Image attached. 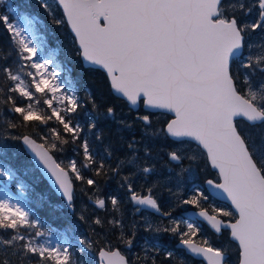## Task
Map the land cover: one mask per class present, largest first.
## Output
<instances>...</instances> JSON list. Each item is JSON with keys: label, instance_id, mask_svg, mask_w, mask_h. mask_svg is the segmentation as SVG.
Here are the masks:
<instances>
[{"label": "snow or ice", "instance_id": "snow-or-ice-1", "mask_svg": "<svg viewBox=\"0 0 264 264\" xmlns=\"http://www.w3.org/2000/svg\"><path fill=\"white\" fill-rule=\"evenodd\" d=\"M58 3L78 41L80 55L89 65L99 66L106 72L116 93L131 106L143 103L149 109L174 114L163 127L154 130L149 115L137 117L144 126L145 136L174 138L179 147L169 151L167 156L178 167L185 159H196L187 156L183 147L190 141L196 142L205 151L211 166L218 169L222 180L215 184L208 180L207 184L226 194L237 215L233 222L221 218L232 217L231 211L213 208L210 214L201 206L207 197L195 186L194 195L182 203L199 208L193 215L207 221L216 233L230 230V237L238 242L239 264H264V133L254 136L238 124V119H243L252 127L264 126V0H255L254 4L247 0H58ZM42 7L49 9L47 0H43ZM253 8L258 19L248 23L242 17ZM10 15L15 23L9 22ZM0 22L11 33L20 59L31 61L24 67L35 69V73H26L32 78L30 83L10 68L3 69L15 82L11 91L32 101L30 87H34L35 92L45 97L43 102L51 109V114L36 107L40 103L38 99L26 107H17L13 101L12 111L19 113L25 122L47 124L55 118L65 132L72 134L73 140L80 139L83 131L80 125H73L62 115L77 111L78 97L75 93L61 91L64 81L57 79L55 70L49 71L50 58L41 62L33 60L38 46L43 47L42 37L37 35L38 18L8 5L6 14H0ZM250 34H256L257 39L253 40ZM19 70L23 71V67ZM53 101L60 107H53ZM104 115L114 119L115 110L108 107ZM7 126L15 128L17 125L9 123ZM96 127V123L91 124V128ZM126 127L131 128V125ZM52 132L55 141L68 143L56 129ZM22 139L71 204L73 184L69 172L76 180L84 179L76 161H71L67 169L61 167L50 155L58 148L56 142L45 146L29 136ZM80 146L85 157L81 167L96 164L88 140L84 139ZM6 148L0 144V156H7ZM128 148L130 154L119 161L113 171L138 169L145 175L154 171L152 167L141 166L134 143ZM144 151L151 156L146 145ZM98 167L97 175L104 169L103 163ZM181 172H188L190 178L194 176L190 168H182ZM5 176L14 179L15 173L0 161V177ZM125 180L131 201L161 216L171 217V212L162 211L152 188L142 195L134 190L131 177ZM176 182L179 186V176ZM86 183L93 185L95 181L87 179ZM95 203L100 208L105 207L103 199ZM111 204L116 208L118 201L113 198ZM95 223L101 221L97 219ZM183 223L186 230H182L181 222L175 219L170 227L152 230L179 236L180 245L193 256L203 257L207 264H228L227 249L213 247L206 238L195 241L194 237L200 232L198 224ZM37 224L19 203L0 200V230L15 233L0 236V264H13V257L26 264L30 254L39 258L38 264H74L68 247H50L47 241L37 243L33 239L17 245L26 240L21 230L35 228ZM35 235L46 234L37 231ZM125 243L131 247V240ZM166 255L171 258L172 252ZM100 257L103 264H129L118 249L101 251Z\"/></svg>", "mask_w": 264, "mask_h": 264}, {"label": "trees", "instance_id": "trees-1", "mask_svg": "<svg viewBox=\"0 0 264 264\" xmlns=\"http://www.w3.org/2000/svg\"><path fill=\"white\" fill-rule=\"evenodd\" d=\"M5 1L7 6L18 7L21 12L33 14L38 18L37 31L38 36L42 37L43 48L46 52L49 49L56 51L53 58L62 65L63 69L60 71V79L65 82L71 93H75L80 102L76 112L62 113L66 121L71 120L73 125L79 124L82 128L83 131L78 140H73L72 134L65 132L55 118L47 124H41L39 121L25 122L19 113L13 112V101L17 107H26L28 103L35 104L38 99L40 103L36 104V107L42 109L45 114H51L50 108L43 102L45 98L43 94L34 92V99L29 101L11 91L15 83L7 77L3 69L10 68L14 73L19 72L22 77L27 78L19 70L25 61L20 59L18 49L11 39V33L0 22V137H2L0 144L7 146V156H0V161L15 173L14 179L5 178L4 180L8 182L12 191L24 193L26 209L31 219L38 221L37 226H41L46 232L60 231L68 238V250L74 264H98V251L103 247L123 250L129 264H153V261L155 264H204L175 246L179 236L152 230L156 227L164 228V223L169 222L168 218L145 213L150 217L147 221L143 217V212L135 213L127 196L129 191L125 177H131L134 181V190L138 193L146 194L148 189L152 188L155 197L158 193L171 196L169 205H165L163 199L159 198L164 212L180 215L184 209L196 208L186 204L184 208L181 199H177L181 194L175 193V189L166 183V178L173 169L169 170V167L165 166L169 160L168 156L158 159V150L161 149V143L173 140L169 137H146L143 131L144 126L137 119L136 112L150 115L152 124L157 123L159 127H163L171 116L163 112L146 111L142 103L137 111H133L124 99L113 94L109 79L103 70L83 65L77 41L56 0L47 1L50 5L49 9L42 7L43 0ZM0 14H6V8L1 5ZM9 18L14 20L11 15ZM27 83H29L28 78ZM108 107L115 110L114 119L105 117ZM152 114L155 116L153 117ZM9 123L17 126L8 127ZM92 123H96L95 129L91 128ZM126 125H131V128ZM52 129H56L68 143L60 144L59 141H55ZM24 134L34 136L45 146L51 143L50 137L53 138V142L58 145L57 150L52 151L57 159L61 155L76 161L84 179L76 180L74 174L70 172L74 184L73 210L67 206L61 196L54 192L33 164L21 145L20 138ZM84 139L88 140L90 151L97 162L91 167H81L85 163L83 149L80 146ZM130 143H134L139 150L137 155L142 161L141 166L152 167L154 169L152 173L145 175L138 169L132 171L128 168H122L118 173L113 171L119 161L130 154L131 150L128 148ZM145 145L151 154L150 157L145 154ZM100 163H103L104 169L97 175ZM87 179H93L95 183L88 185ZM203 189H206L205 186ZM182 195L184 199L192 196L190 191ZM100 198L105 201L104 208L98 207L95 203V199ZM113 198L118 201L116 208L111 204ZM205 205L202 201L201 206L205 208ZM228 209H230L229 206ZM97 219L101 221L100 224L95 223ZM113 221L116 223L114 224ZM72 230L78 234L79 239L71 235ZM21 231L26 235L34 233L30 228ZM209 232L211 233L210 230ZM9 234L15 233L12 230H0V236L7 237ZM126 240H131V247L125 243ZM24 243L25 241H19L17 245ZM169 250L172 252L171 258L166 255ZM227 252L231 259L233 254L230 251ZM38 259L30 254L26 258V264H38ZM13 264H21V262L13 257Z\"/></svg>", "mask_w": 264, "mask_h": 264}, {"label": "rangeland", "instance_id": "rangeland-1", "mask_svg": "<svg viewBox=\"0 0 264 264\" xmlns=\"http://www.w3.org/2000/svg\"><path fill=\"white\" fill-rule=\"evenodd\" d=\"M247 2L249 4L255 3L254 0H247ZM0 5L5 7V8L7 7V3L5 0L3 3H0ZM242 18L244 20H246L248 23H251L255 19H258L256 9L253 8V11L250 14H248ZM9 22L15 23V20L9 18ZM37 35H39L38 31H37ZM250 35L252 36L253 40L257 39L256 34H250ZM34 43H36V41H34ZM42 49H44V48L38 46L37 56L34 57L33 60L35 62H41L46 57L50 58L51 63L48 65V69H49V71L55 70L57 72V79L61 80L58 73H59V71H61L62 65L60 63H57L53 58L56 51L49 49L47 52H43V51H45V49L44 50H42ZM29 63H31V61L25 62L24 65L29 64ZM24 65H23V71L22 72L25 75L27 72L35 73V69H32L30 67L25 68ZM18 74H20V73L18 72ZM22 78L25 80L26 83H27V78H28L29 83L32 79L31 77H28V76H27V78L24 76ZM30 91H32L34 94V92H35L34 87H32V90H30ZM61 91L68 93V94H72L70 92V90L67 87H65V83H63ZM57 95H59V93ZM50 97H51V94H48V98H50ZM53 107H60V105H58L56 101H53ZM50 111H51V109H50ZM136 114H138L137 117L143 115V114H140L137 112H136ZM154 116L155 115H153V117ZM150 119H151V116H150ZM238 124H239V127L244 129L246 132L252 133L254 136L258 137L259 134L264 133V126L258 125L256 127H252L244 120H238ZM158 128H160L159 124H157V123L152 124L153 130L158 129ZM170 139L173 141L161 143V149L158 150V154H159L158 159H161L164 157L166 158L167 153L169 151L175 150L177 147H179L178 142H176L172 138H170ZM50 140H51V142H53V138L50 137ZM183 147L186 151L187 156H195L196 157V159L194 161H190L188 159H185L184 161H182V163L179 167L177 166L176 163H173L170 160H168L165 164V166L167 168L169 167V169H173L172 173L169 176H167L166 183L168 185H170L173 189H175V193L181 194L179 197H177V199H181L180 201L182 202L184 200V195H182V194H187L190 191L191 195H194L193 190H192L193 186L198 187L200 189V191H202L204 193V195L207 197L206 200H203L204 204H206L205 208H207L210 212H211V209H213V208H219V209H223L225 211H231L233 213V216L229 217V218H231L229 220H234L236 217V214L233 212L231 207L229 206L231 209L230 210V209H228L227 205H225V204L223 205L221 203H218V201L215 199L211 200L212 197H208L206 195V194H208L207 193L208 191L206 189H203V187L205 186L204 184H205L206 179L218 180V178H219L218 173L210 168V165H209L205 151L201 147H199L195 142H191V141L189 143L185 144ZM73 160H74L73 158L66 159L65 157H63L61 155L58 156L59 163L61 165H64V167H66V168L69 165V163ZM77 167H78V165H77ZM182 168L183 169H189L190 168L194 172V176H192L190 178L188 172H181ZM178 176L180 177L179 186L177 185V182H176ZM1 178L2 179L6 178L7 180L9 179L7 176L1 177ZM157 197L162 198L165 205H169L171 203V200H170L171 196L168 194L158 193ZM4 199H9L12 203H19L21 205V207H23L25 210H27L25 207L26 197H25L24 193L22 191H20V192L12 191L8 185V182H4L0 186V200H4ZM95 200H97V199H95ZM183 207L186 208V205L184 206V204H183ZM143 217L147 221L150 219L149 215H147L145 213L143 214ZM168 219H169V222L166 221V223H164L165 227H170L171 221L173 219H175L178 222H181L182 230H186L184 228V223H183L184 221L197 223L199 228H200V232L198 233V235L196 237H194V239L196 241L199 242L202 238H206L213 247L227 249V251H230L233 254V257L230 259L231 262H229L228 264H238L239 263V248H238V245L229 238V232H223L220 235H216L215 233H213L210 230L211 231V233H210L209 228L206 225H205V227H203V225H201L202 222H199V221L196 222L193 219H186L181 214L180 215H177V214L174 215L173 214V215H171V217H168ZM30 230L33 231L34 233L32 235H26L25 242L27 241V239H33L37 243H45L47 241L48 246H50V247H54L56 245H61L62 247H68V244H69L68 238L65 235H62L63 233H61L59 231H57V232H46L45 230H43V228L41 226H37L35 228H30ZM35 231L36 232L37 231L44 232L46 235L45 236H36ZM227 231H229V230H227ZM74 232L75 231H73L71 235L76 236L79 239L78 234L74 233Z\"/></svg>", "mask_w": 264, "mask_h": 264}, {"label": "water", "instance_id": "water-1", "mask_svg": "<svg viewBox=\"0 0 264 264\" xmlns=\"http://www.w3.org/2000/svg\"><path fill=\"white\" fill-rule=\"evenodd\" d=\"M56 2H57V4L59 5L58 0H56ZM59 7H60V8L62 9V11H63V8H62L60 5H59ZM63 13H64V12H63ZM64 17H65V20H66V22H67V19H66L65 14H64ZM67 24H68V22H67ZM68 26H69V28H70V30H71V26H70L69 24H68ZM71 32H72V30H71ZM72 34H73L74 37H75V34H74L73 32H72ZM76 41H77V40H76ZM77 45H78V47H79L78 41H77ZM79 50H80V49H79ZM81 59H82V62H83V64H84V66H86V67H96V68H99V66L89 65V64L83 59L82 56H81ZM100 69H101V68H100ZM102 70H103V69H102ZM103 71H104V70H103ZM105 73H106V72H105ZM109 81H110V80H109ZM111 89H112V88H111ZM112 91H113V93H114L115 95H117V96L123 98L120 94L116 93L113 89H112ZM123 99H125V98H123ZM125 100H126V99H125ZM128 104H129V103H128ZM129 106H130L132 109H134V110H136V109L139 107V105H137V106H131L130 104H129ZM143 106H144L145 109H148V110H150V111H157V112H158V111H162V112H166V111H164V110H160V109H149V108H147L145 105H143ZM166 113H169V112H166ZM169 114L172 116V118H174V114H172V113H169ZM172 118H171V119H172ZM23 136H29V137H31L32 139L36 140L37 143H42V142L39 141V140H37L34 136H32V135H30V134H24V135H22L21 138H20L21 145L23 146L24 150L26 151V153H27V154L29 155V157L31 158V160H32L33 164L35 165V167L40 171V173L42 174V176L46 179V181L49 183V185L51 186V188L56 192V194L59 195V196H61V197L65 200L66 204H67L71 209H73L72 205L69 204V202L67 201V198L64 197L63 194H62V192L59 190L58 185H56V184L54 183V181H53V179H52V177H51V174L48 173L47 170L44 169L43 166L40 165V164L38 163V161H37V160L35 159V157H34V154H33V153L31 152V150L28 149V147L23 143V139H22ZM170 138H171V137H170ZM172 139H174V138H172ZM50 155H52L53 159H55L56 162L59 163V161L57 160V158L55 157V155L53 154V152H51ZM208 162H209V164H210L211 169L217 171V173H218V169L213 168V167L211 166V163H210L209 160H208ZM175 163H176V162H175ZM59 164H60V163H59ZM60 165H61V164H60ZM61 167H63V166L61 165ZM64 168H65V167H64ZM66 169H67V168H66ZM218 174H219V173H218ZM69 175H70V172H69ZM70 177H71V175H70ZM208 180H212V181L214 182V184H215V183H221V182H222L221 178H220V181H219V182H218V181H215V180H213V179H207V180L205 181V185H206V187H207L209 193L211 194V196H213V197H215V198H217V199H219V200H221V201H224V202L229 203L230 206H231V208H232V210L235 212V209H234V207L232 206L231 201H230L229 199L226 198V194L222 193V190H220V189H216V188H214L213 186L208 185V184H207V181H208ZM0 181H1V179H0ZM72 184H73V181H72ZM73 193H74V184H73ZM72 201H73V200H72ZM72 201H71V202H72ZM132 205H133L134 207H137V209L139 208V211L136 210L137 213H140L141 210L145 209V210H147V211H151V212H153V213H155V214H157V215H160L159 213H156L154 210L146 209V208H144L143 206H138V205H136L133 201H132ZM199 210H200V209H187V210L182 211L181 215H182L183 217L187 218V219H189L190 217H191V219H195V218H197V219H199V220L205 222V224H207L208 227L211 228V226L207 223V221L203 220V218H200V217H198V216H194V215H193L194 213H198ZM235 213H236V212H235ZM210 214H212V213H210ZM162 217H168V216H162ZM221 218H222V217H221ZM222 219H223V218H222ZM225 221H229V220H225ZM233 222H234V221H233ZM211 230H213V231L215 232L214 229L211 228ZM229 231H230V230H229ZM215 233H216V232H215ZM230 238H231V237H230ZM231 240L234 241L232 238H231ZM234 242L238 245V242H236V241H234ZM176 246L179 247V248L184 249V250L186 251L187 254L191 255V256L194 257L195 259H199L200 261H202V262H204L205 264H207V261H206L203 257L193 256V254H191L190 252H188L186 248H184L182 245H180L179 241L176 243ZM117 249L120 250L119 248H114V249H108V248H105V247L101 248V249L98 251V260H99V264H103V262H102V260H101V257H100V252H101V251L117 250ZM120 251H121V250H120ZM121 253H122V251H121ZM122 254L125 255L124 253H122ZM125 257H126V255H125ZM126 258H127V257H126ZM238 264H239V263H238Z\"/></svg>", "mask_w": 264, "mask_h": 264}, {"label": "flooded vegetation", "instance_id": "flooded-vegetation-1", "mask_svg": "<svg viewBox=\"0 0 264 264\" xmlns=\"http://www.w3.org/2000/svg\"><path fill=\"white\" fill-rule=\"evenodd\" d=\"M254 1H255V0H254ZM207 193H208V194H206V193H205V194H206L208 197H212V196L209 194V192H207ZM140 194H141V193H140ZM142 195H143V194H142ZM127 196H128V198H129V201H130L131 204H132V201L130 200V193L127 194ZM156 198H157V197H156ZM157 199H158V202L161 203V200L159 199V197H158ZM213 199L217 200L218 203H221V204H223V205H224V204L226 205V203L221 202L220 200H218V199L212 197L211 200H213ZM132 207L134 208L135 213H137V212H136L137 207H134L133 205H132ZM142 212H143V213L155 214V213H153V212H151V211H147V210H145V209H143V210L140 211V213H142ZM137 214H139V213H137ZM155 215H157V214H155ZM159 216H161V215H159ZM161 217H162V216H161ZM201 225H205V224L202 223ZM210 229H211V228H210ZM211 231H213V230H211ZM213 232H214V231H213ZM223 232H229V231H227V230H222L221 233H218V234H222ZM214 233H215V232H214ZM158 243H160L159 240H158ZM176 243H177V242H176ZM176 243H175V246H176ZM128 247H129V246H128ZM176 247H177V246H176ZM177 248H178V247H177ZM179 249H181V248H179ZM181 250H183V249H181ZM121 251L123 252V250H121ZM169 251H171V250H169ZM183 252H184V250H183ZM123 253H124V252H123ZM201 262H202V261H201ZM229 262H231L230 259L228 260V263H229ZM203 263H204V262H203ZM204 264H205V263H204Z\"/></svg>", "mask_w": 264, "mask_h": 264}, {"label": "bare ground", "instance_id": "bare-ground-1", "mask_svg": "<svg viewBox=\"0 0 264 264\" xmlns=\"http://www.w3.org/2000/svg\"><path fill=\"white\" fill-rule=\"evenodd\" d=\"M100 199H103V198H100Z\"/></svg>", "mask_w": 264, "mask_h": 264}]
</instances>
